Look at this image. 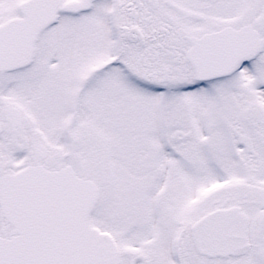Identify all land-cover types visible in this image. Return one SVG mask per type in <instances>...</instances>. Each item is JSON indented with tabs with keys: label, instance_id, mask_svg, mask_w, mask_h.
Listing matches in <instances>:
<instances>
[{
	"label": "snow or ice",
	"instance_id": "obj_1",
	"mask_svg": "<svg viewBox=\"0 0 264 264\" xmlns=\"http://www.w3.org/2000/svg\"><path fill=\"white\" fill-rule=\"evenodd\" d=\"M0 264H264V0H0Z\"/></svg>",
	"mask_w": 264,
	"mask_h": 264
}]
</instances>
